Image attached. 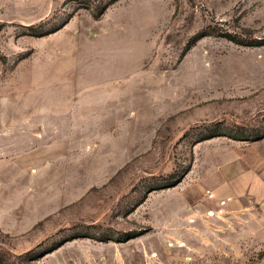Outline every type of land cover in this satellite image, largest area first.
<instances>
[{
  "label": "rangeland",
  "instance_id": "rangeland-1",
  "mask_svg": "<svg viewBox=\"0 0 264 264\" xmlns=\"http://www.w3.org/2000/svg\"><path fill=\"white\" fill-rule=\"evenodd\" d=\"M224 138H264V0H0V264H264V204L177 187Z\"/></svg>",
  "mask_w": 264,
  "mask_h": 264
},
{
  "label": "crops",
  "instance_id": "crops-1",
  "mask_svg": "<svg viewBox=\"0 0 264 264\" xmlns=\"http://www.w3.org/2000/svg\"><path fill=\"white\" fill-rule=\"evenodd\" d=\"M198 147L204 148L205 155L177 186L188 179L192 184L193 194L187 198V210L217 205L237 208L245 200L254 205L264 204V138L254 142L211 139ZM194 167L198 169L194 171ZM198 190L200 195H195ZM207 190L213 194V199H207ZM181 217L174 214L177 220Z\"/></svg>",
  "mask_w": 264,
  "mask_h": 264
},
{
  "label": "built area",
  "instance_id": "built-area-1",
  "mask_svg": "<svg viewBox=\"0 0 264 264\" xmlns=\"http://www.w3.org/2000/svg\"><path fill=\"white\" fill-rule=\"evenodd\" d=\"M207 195H208L209 198L213 197V195L210 192H207Z\"/></svg>",
  "mask_w": 264,
  "mask_h": 264
},
{
  "label": "trees",
  "instance_id": "trees-1",
  "mask_svg": "<svg viewBox=\"0 0 264 264\" xmlns=\"http://www.w3.org/2000/svg\"><path fill=\"white\" fill-rule=\"evenodd\" d=\"M225 38H228L229 40H232L230 36H224ZM210 139V138H208Z\"/></svg>",
  "mask_w": 264,
  "mask_h": 264
},
{
  "label": "bare ground",
  "instance_id": "bare-ground-1",
  "mask_svg": "<svg viewBox=\"0 0 264 264\" xmlns=\"http://www.w3.org/2000/svg\"><path fill=\"white\" fill-rule=\"evenodd\" d=\"M190 222H193V220H189Z\"/></svg>",
  "mask_w": 264,
  "mask_h": 264
}]
</instances>
